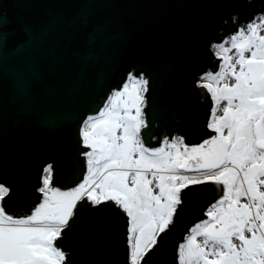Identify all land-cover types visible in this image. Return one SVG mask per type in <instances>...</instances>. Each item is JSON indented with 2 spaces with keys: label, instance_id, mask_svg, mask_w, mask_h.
Wrapping results in <instances>:
<instances>
[{
  "label": "water",
  "instance_id": "water-1",
  "mask_svg": "<svg viewBox=\"0 0 264 264\" xmlns=\"http://www.w3.org/2000/svg\"><path fill=\"white\" fill-rule=\"evenodd\" d=\"M261 12L264 0H0L9 38L6 62L0 54V181L11 187L10 206L32 203L47 163L60 188L81 179V121L131 71L149 82L147 141L203 124L207 104L195 84L213 64L211 45ZM28 30L37 38L13 51ZM215 198L212 184L191 189L146 264H177V246ZM101 207L110 210L74 217L65 264H129L127 217L111 202Z\"/></svg>",
  "mask_w": 264,
  "mask_h": 264
},
{
  "label": "snow or ice",
  "instance_id": "snow-or-ice-1",
  "mask_svg": "<svg viewBox=\"0 0 264 264\" xmlns=\"http://www.w3.org/2000/svg\"><path fill=\"white\" fill-rule=\"evenodd\" d=\"M262 32L264 13H259L211 46L221 63L197 84L214 102L207 123L214 134L209 138L190 146L182 136L165 137L160 146L147 147L141 130L148 128V80L143 73L139 78L129 73L97 114L81 121V143L89 150L82 153L85 171L73 187L53 186L52 165H47L37 189L39 201L20 214L10 207V186L0 182V264H65L69 256L63 237L75 228L74 217L89 204L108 211L101 207L108 202L127 217L129 264H146L145 257L182 213L184 197L205 184L214 186L216 198L205 219L177 246V264H264ZM36 38L28 30L24 45L13 51L31 46ZM8 39L0 33L5 62Z\"/></svg>",
  "mask_w": 264,
  "mask_h": 264
},
{
  "label": "flooded vegetation",
  "instance_id": "flooded-vegetation-1",
  "mask_svg": "<svg viewBox=\"0 0 264 264\" xmlns=\"http://www.w3.org/2000/svg\"><path fill=\"white\" fill-rule=\"evenodd\" d=\"M261 13H264V12H261ZM259 14V13H258ZM257 15V14H256ZM256 15H254V16H256ZM253 16V17H254ZM252 19V18H251ZM250 19V20H251ZM236 23H237V21H236ZM246 23L245 22H242V23H240V24H238V25H245ZM236 31V30H235ZM234 31V32H235ZM234 32H231V33H229V34H223L222 35V41L224 40V39H226L227 37H229L231 34H233ZM221 41V42H222ZM221 42H219V43H221ZM215 44V43H214ZM212 52H213V54H214V50L212 49ZM221 63V61L214 55V60H213V64H212V66L209 68V70L207 71V72H209V71H218V65ZM133 76H138V75H135V73H134V71H131L130 72ZM206 73V72H205ZM140 76V75H139ZM202 76V75H201ZM201 76H199L198 77V79H197V81H196V88L198 89V91L200 92V95H201V100L203 101V103H206L207 105H206V117H205V120H204V122H203V124H201V125H199V126H196V127H192V128H183V129H181V130H179V131H174V132H172V133H169L168 132V130L167 129H164V130H162V132L160 133V134H154V135H152L154 138H152V139H150L149 141H147L146 139H145V135H144V130L145 129H142L141 130V136H142V138L144 139V142H145V145L147 146V147H150V148H154V147H158V146H160L161 145V142H162V140L165 138V137H167L170 141L174 138V137H177V136H182V137H184V141H185V144H188V145H195V144H198V143H200L202 140H204V139H207V138H209V136L210 135H213L214 133H212L211 132V130H209L208 128H207V123H208V121H209V118H210V114H211V109L214 107V102H213V100H212V97H211V93H209V92H207V90L206 89H204V88H201V87H198L197 86V84H198V82H200V77ZM145 77V76H144ZM146 78V77H145ZM147 79V78H146ZM148 80V79H147ZM148 89H149V82H148ZM148 93V92H147ZM147 93H146V100H147V104H148V95H147ZM106 102V101H105ZM105 104V103H104ZM147 106V105H146ZM223 106V105H222ZM146 108V107H145ZM145 108H144V113H145V120L148 122V118H147V113L145 112ZM220 114H222L221 112H217V115H220ZM84 147V146H83ZM84 150L81 152V154H80V158L82 159V160H85L86 159V157L85 156H83L82 155V153L83 152H85V151H88L89 149H86V148H83ZM49 164H51L52 165V169H53V171H52V184H53V186H55V187H58V184H57V182H56V180H55V177H54V175H55V169H54V164L52 163V162H50V163H47L45 166H44V168L47 166V165H49ZM44 170V169H43ZM43 174L44 173H42V176H41V182H40V185L35 189L36 190V194H37V197H34V199H33V201H32V203H30V205L29 206H26V207H23L22 209H20V208H18V207H14V206H10L11 207V209L14 211V212H18V213H20V214H23V213H25V212H27L35 203H37L38 201H39V197H40V193L37 191V189L40 187V186H42V178H43ZM0 182H2V181H0ZM4 183V182H3ZM6 186H9V185H7V184H5ZM70 187H73V184H72V182H71V184H66V186H64V188H61V189H67V188H70ZM11 188V187H10ZM10 193H11V191H10ZM10 193H9V195H10ZM5 199L7 200L8 199V197H5ZM214 202V201H213ZM211 204V203H210ZM209 204V205H210ZM208 205V206H209ZM207 206V207H208ZM78 208H79V205L77 206ZM88 207H92L90 204L88 205ZM207 207L205 208V210L207 209ZM71 222V221H70ZM63 238H66L65 236L63 237ZM60 241H57V245L59 246L60 245ZM66 251V250H65ZM67 253H68V251H66ZM68 256H69V253H68ZM66 263V262H65Z\"/></svg>",
  "mask_w": 264,
  "mask_h": 264
},
{
  "label": "rangeland",
  "instance_id": "rangeland-1",
  "mask_svg": "<svg viewBox=\"0 0 264 264\" xmlns=\"http://www.w3.org/2000/svg\"><path fill=\"white\" fill-rule=\"evenodd\" d=\"M233 17H236V16H233ZM261 34L264 35V32H262ZM214 43H215V44H219V43H216V42H214ZM214 43H213V44H214ZM213 44H212V45H213ZM212 45H211V46H212ZM211 50H212V47H211ZM212 72L215 73V71H212ZM139 75H141V74H139ZM139 75L136 76V77L139 78ZM127 77H128V76H127ZM144 78H145V77H144ZM145 79H146V78H145ZM126 81H127V79H126ZM126 81H125V82H126ZM125 82H124V83H125ZM124 83H123V84H124ZM123 84H122V85H123ZM120 89H121V88H120ZM113 90H119V89H113ZM113 90H112V91H113ZM112 91L110 92V94L112 93ZM110 94H109V96H110ZM109 96H108V97H109ZM145 96H146V94H145ZM192 226H193V225H192ZM192 226H191V227H192ZM191 227H190V228H191ZM186 235H187V234H186ZM183 241H184V240H183ZM183 241H181V242H183ZM181 242H180V243H181ZM180 243H179V244H180Z\"/></svg>",
  "mask_w": 264,
  "mask_h": 264
}]
</instances>
